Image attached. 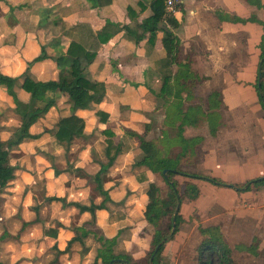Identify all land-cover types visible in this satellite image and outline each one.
<instances>
[{
  "label": "crops",
  "instance_id": "crops-1",
  "mask_svg": "<svg viewBox=\"0 0 264 264\" xmlns=\"http://www.w3.org/2000/svg\"><path fill=\"white\" fill-rule=\"evenodd\" d=\"M152 1L0 0V74L17 77L28 68L33 80H56L59 68L54 58L65 59L69 43L75 41L94 53L85 74L104 86L100 103L76 111L84 121L83 134L73 138L68 147L54 137L60 110L68 106L60 95L30 126L29 132L38 137L10 149L9 155L19 150L24 156L16 159L18 165L10 159L16 167L15 177L0 194V219L6 222L0 237L7 232V238H0V250L3 247L5 251L0 253V264H103L98 253L103 241L111 238H115V255L138 260L148 253L155 231L143 213L150 200L149 184L158 189V196L162 185L167 191L168 187L159 173L134 165L142 152L138 139L126 130L154 140L173 162L178 155L185 156L178 163L182 171L224 183L188 179L196 185L197 196L182 198L177 208L181 216L178 230L165 238L154 264H200V228L208 226H218L224 239L235 246L249 245L256 236L258 256L252 255L253 262L264 263V182L249 189L234 187L264 177V109L257 94L264 48V0H183L174 12H166L154 33L144 29V21L152 14ZM165 30L179 42V60L188 63L198 77L190 86L193 98H182L181 109L199 105L205 112L197 125L184 123L180 133V113L171 104L174 97L169 96L168 102L161 97L159 64L165 57ZM41 48L47 57L33 61ZM170 70L173 75L177 66L171 65ZM15 92L22 103L29 101L30 95L20 82ZM214 92L216 96L209 103L207 98ZM0 98L16 116V129L19 118L12 111L13 99L2 86ZM231 108L238 110L233 113ZM96 111L107 114L104 122ZM9 126L5 120L0 124L2 140L15 132ZM109 140L120 144L121 152L102 176L110 200L106 208L96 209L93 217L68 203L89 206L102 201L91 179L107 161ZM42 150L52 155L54 167L27 168L24 157ZM72 156L77 157L76 162H72L75 158L69 160ZM74 169H81L88 177L72 174ZM52 176L57 186L62 185L61 193L49 192L54 185ZM46 197L64 201L47 202ZM22 198L33 216L23 230L19 226L13 230L10 222L15 216L4 213V203L10 199L19 205ZM54 205L77 213L82 220L75 226L63 217L56 222L48 215ZM90 220L95 222L93 228L83 226ZM17 230L23 234L19 247L8 242ZM73 237L78 239L69 244Z\"/></svg>",
  "mask_w": 264,
  "mask_h": 264
},
{
  "label": "trees",
  "instance_id": "trees-1",
  "mask_svg": "<svg viewBox=\"0 0 264 264\" xmlns=\"http://www.w3.org/2000/svg\"><path fill=\"white\" fill-rule=\"evenodd\" d=\"M151 11L152 14L144 21V29L154 33L158 29L156 24L167 13L161 0H153L151 2ZM237 20L242 21V19ZM178 44L176 36L172 32L165 30L162 38L165 57L160 60L159 69L162 76L161 97L167 102L169 101V96L174 97L175 102L171 104L180 113L178 117L180 119L178 133H180L184 123L197 125L201 116L205 115V112L199 105H189L185 111L181 109L182 98L186 100L193 98L190 86L198 77L193 74L188 63L179 60ZM66 55L65 59L54 58L59 68L56 80H33L28 74V68L17 77L0 74V86L4 87L7 94L12 97L14 103L12 111L19 118V125L15 132L7 140L0 138V194L4 192L8 181L15 177L16 167L10 163V149L26 139H36L38 137V135L29 132L30 126L43 117L50 106L56 104L60 95L64 97V102L68 106L66 109L60 110V119L55 125L54 137L59 144L66 147H68L73 138L80 137L83 134L84 121L76 114V111L79 109H91V107L100 103L103 98V84L89 79L85 74L87 66L94 59V53L89 52V49L83 43L71 41ZM46 57L44 48H41V53L33 61H39ZM173 64L177 66V71L172 75L170 67ZM258 76L257 94L264 109V48L260 56ZM19 82L20 87L30 95L29 101L26 103H22L16 95L15 87ZM213 96H216V92L209 94L207 98L209 103ZM96 114L99 116V120L103 122L107 118V114L104 112L96 111ZM126 132L138 139L139 149L142 152L141 158L135 160L134 165H145L151 171L159 173L165 180L168 191L166 197L161 198L157 195L158 189L154 184H149L150 200L145 205L143 213L146 221L153 225L155 231L151 240V248L145 256L134 260L130 256L115 255L112 250L115 238H111L103 241L98 257L103 264H154L156 257L164 246L165 238L170 237L172 221L175 222L172 236L178 230L181 216L177 207L182 198L189 197L194 199L197 196L198 189L196 185L189 183L188 179H202L216 185H224V183L212 177L182 171L178 168V163L185 156L182 154L178 155L177 160L173 162L171 157L163 155L162 150L154 140L146 139L143 135L130 130H126ZM182 142L190 143V141L188 142L185 139H182ZM120 152V144L114 145L113 141L109 140L105 150L107 161L100 164L99 171L92 178L98 193L102 196V201L99 204L92 203L89 206L77 202H69L68 204L74 205L80 211H89L93 217L96 209L106 208L105 203L110 200V197L108 191L103 188L102 176L113 164ZM164 170H167L165 174H163ZM178 177L184 181L183 191H181L179 186ZM263 182L264 177L254 178L247 180L243 185H234V187L239 190L243 188L249 189L251 185H258ZM44 199L47 202L51 200L64 201L63 198L57 197H46ZM33 208L35 211L38 210V206ZM200 233L203 236L197 247L199 259L201 260L200 264H212L211 256H215L218 264H237L233 257V250L224 239L218 226L201 227ZM77 239L73 237L69 244ZM257 244L258 239L255 236L249 245H236L235 249L245 251L256 257L258 256ZM203 257H208V259H203ZM151 258L152 260L150 261ZM117 259L119 260L117 261Z\"/></svg>",
  "mask_w": 264,
  "mask_h": 264
},
{
  "label": "rangeland",
  "instance_id": "rangeland-1",
  "mask_svg": "<svg viewBox=\"0 0 264 264\" xmlns=\"http://www.w3.org/2000/svg\"><path fill=\"white\" fill-rule=\"evenodd\" d=\"M11 107L9 105H7V103L5 102L4 99L0 98V115L2 116H6V118H0V124H2V121L5 120L7 122H9L10 126L8 127V129L11 130V132L15 129L14 127H16V123H17V118L16 116H14L10 111ZM233 109V113H236V111L238 110V108H231ZM29 151L26 150L25 152ZM21 156H24L23 155V152L22 151H19V150H16V151H13L10 153V159L12 162H17L19 163V160H16L18 157H21ZM24 158L25 159V166L27 168L29 167H35V165H39L40 167H42L43 170H45V168H48L50 167V164L55 165L53 164L54 162L52 161V155L49 153V152H45L42 150L41 153H35L34 155L32 154L30 156V158L28 157V155H26ZM75 158V160H73ZM76 158L77 157H69V160H73L72 162H76ZM18 165V164H17ZM16 165V166H17ZM75 165V163H74ZM54 167V166H53ZM75 170V169H74ZM72 170V174H75V175H78V177H81V178H87L88 175L87 173L83 172L81 169L80 170ZM77 177V176H76ZM73 177L71 176V179ZM104 178L106 179V177L104 176ZM52 179L54 180V176H52ZM89 179V178H88ZM92 180V179H91ZM178 180H179V186L181 188V191H183L184 189V181L182 178L178 177ZM58 182V181H57ZM57 182L54 180L53 181V186L50 187L49 189V192L53 193V194H56V193H61L60 189H62V185L60 186H57ZM20 189V188H19ZM159 196L162 197V198H165L166 197V193H167V188L165 185H162L161 188H159ZM38 192V190H37ZM26 198H22V201L19 203V205H16L14 202L15 200H7L5 203H4V213L6 215H10V216H15V220H12L10 223L12 225V229L16 230V227L19 226V229L20 230H23V228H25L26 226H28V222L26 221L28 218H30L31 216H33V211H31L29 209V205H27V200H25ZM29 202V201H28ZM27 206H28V209H27ZM48 215L50 216V218H53L56 220V222L58 221L57 219H60V217H63L65 220H66V223L69 221H71V225H74L77 224L78 222L77 221H81L82 220V217H79L77 215V213H74V212H71V210H61L58 208V205H54L52 206V208L49 210V213ZM54 216V217H53ZM49 218V217H48ZM54 222V221H53ZM92 221H84L83 223V226H87V227H91L93 228L94 227V220L93 222L91 223ZM0 232L3 230H5V223L4 221H2V219H0ZM51 224V223H50ZM149 229H152V227L150 225H147ZM18 232V230L14 233V235H12V238H9L8 239V242H12L13 244L17 245V247H19L20 244H22V235L20 231ZM228 230V228H227ZM4 233L1 234V239L6 237L7 236V232L6 231H3ZM227 234L228 231H227ZM10 236V235H8ZM7 238V237H6ZM12 239V240H11ZM228 244L230 245V247L232 248L233 250V257L235 259V261H238L240 264H255L253 261L255 260L254 257L251 255V254H248L247 252L245 251H239L238 249H235V244L232 243V242H229L228 241ZM1 247V246H0ZM21 249V247H20ZM5 251H3V247H2V250H0V253H3ZM206 259H208V257H204ZM259 260V259H258ZM260 260L263 261L262 258H260ZM211 261H212V264H218L215 256H211ZM262 264H264L262 262Z\"/></svg>",
  "mask_w": 264,
  "mask_h": 264
},
{
  "label": "built area",
  "instance_id": "built-area-1",
  "mask_svg": "<svg viewBox=\"0 0 264 264\" xmlns=\"http://www.w3.org/2000/svg\"><path fill=\"white\" fill-rule=\"evenodd\" d=\"M166 12H174L183 4V0H161Z\"/></svg>",
  "mask_w": 264,
  "mask_h": 264
},
{
  "label": "water",
  "instance_id": "water-1",
  "mask_svg": "<svg viewBox=\"0 0 264 264\" xmlns=\"http://www.w3.org/2000/svg\"><path fill=\"white\" fill-rule=\"evenodd\" d=\"M166 171L167 170H164L163 171V174H165L166 173ZM178 208V207H177ZM175 222L174 221H172V228H171V234L173 233V230H174V226H175V224H174ZM171 234H170V236H171ZM152 260V258L150 259V261Z\"/></svg>",
  "mask_w": 264,
  "mask_h": 264
}]
</instances>
